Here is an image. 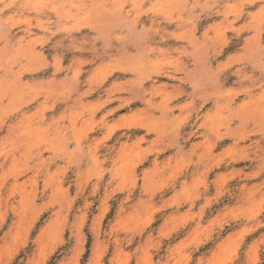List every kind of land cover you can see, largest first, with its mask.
Wrapping results in <instances>:
<instances>
[{"label":"rangeland","instance_id":"obj_1","mask_svg":"<svg viewBox=\"0 0 264 264\" xmlns=\"http://www.w3.org/2000/svg\"><path fill=\"white\" fill-rule=\"evenodd\" d=\"M0 264H264V0H0Z\"/></svg>","mask_w":264,"mask_h":264}]
</instances>
